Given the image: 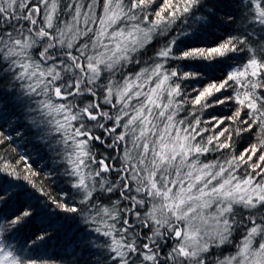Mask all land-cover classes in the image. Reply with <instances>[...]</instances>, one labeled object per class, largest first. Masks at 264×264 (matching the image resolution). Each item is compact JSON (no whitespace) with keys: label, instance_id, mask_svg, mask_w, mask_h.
Returning <instances> with one entry per match:
<instances>
[{"label":"snow or ice","instance_id":"obj_1","mask_svg":"<svg viewBox=\"0 0 264 264\" xmlns=\"http://www.w3.org/2000/svg\"><path fill=\"white\" fill-rule=\"evenodd\" d=\"M235 2L209 44L216 0H0V264L53 239L62 264H264V0ZM28 136L59 198L5 155Z\"/></svg>","mask_w":264,"mask_h":264},{"label":"trees","instance_id":"obj_2","mask_svg":"<svg viewBox=\"0 0 264 264\" xmlns=\"http://www.w3.org/2000/svg\"><path fill=\"white\" fill-rule=\"evenodd\" d=\"M216 2L219 5L217 19L220 21V27L212 28V34H205L203 37L204 42L209 44L212 43L216 37L223 36L226 31L230 30L226 21V14L229 12H236L238 10L235 0H216ZM159 3L160 0H157V6ZM229 63L233 62L230 61ZM214 75L219 77L220 73L216 72ZM210 113H215L221 116L231 115V110L227 106L222 105L217 108L209 109L203 114L202 118L208 116ZM29 140H31V136L26 137L24 141L17 140L15 145L8 146L5 155L10 160H18L20 154L29 156L35 170L39 173L38 177L35 178L38 185L42 184L51 196L59 198L61 190L68 187L66 183L62 182L65 178L60 175L63 171V167L59 163L55 153L49 152V150L44 148L43 145L33 147L35 141H32L31 143H27V146L25 147V143ZM252 142H255V138L250 137L249 134L245 133L242 137L236 139L235 150L239 152ZM13 147H15L18 151H13ZM54 168L58 169L55 173L52 172V169ZM49 173H52L51 177L46 178ZM22 182L23 181H21V183ZM29 191H33L34 195L38 198L45 199L44 197H40L39 193L35 192L31 188H29ZM0 223L3 222L0 221ZM4 226L6 227V224ZM32 231H34V225H29L23 229L21 235L24 238H27ZM40 254L44 257H53L51 264H62V262L55 259V257H63L65 255L60 244L55 239L49 241L46 248L42 247L40 249Z\"/></svg>","mask_w":264,"mask_h":264}]
</instances>
